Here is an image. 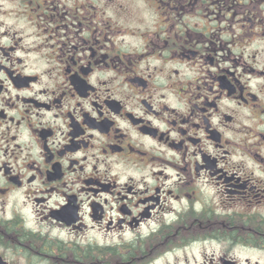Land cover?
Masks as SVG:
<instances>
[{"label": "flooded vegetation", "instance_id": "obj_1", "mask_svg": "<svg viewBox=\"0 0 264 264\" xmlns=\"http://www.w3.org/2000/svg\"><path fill=\"white\" fill-rule=\"evenodd\" d=\"M0 264H264V0H0Z\"/></svg>", "mask_w": 264, "mask_h": 264}]
</instances>
